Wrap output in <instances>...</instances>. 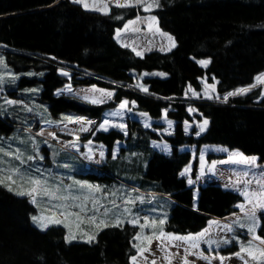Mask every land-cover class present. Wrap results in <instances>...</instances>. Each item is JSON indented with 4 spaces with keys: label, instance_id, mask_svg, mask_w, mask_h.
Wrapping results in <instances>:
<instances>
[{
    "label": "trees",
    "instance_id": "obj_1",
    "mask_svg": "<svg viewBox=\"0 0 264 264\" xmlns=\"http://www.w3.org/2000/svg\"><path fill=\"white\" fill-rule=\"evenodd\" d=\"M146 12L142 6H112L100 13L70 0H0V55L9 69L30 74L21 78L20 86H40L37 98L47 105L52 118L65 112L98 117L125 100L132 103L134 112L151 119V129L128 119L126 136L116 128L97 131L93 141L106 144L109 150L117 140L123 141L117 158L122 152H136L138 162L120 161L119 171L112 163L102 164L110 175L101 171L99 176L87 173L86 177L119 180L121 185L168 196L162 229L192 234L205 228L211 218L234 214L242 201L232 190L205 184L198 187L193 203V189L180 175L191 160L192 148L216 144L264 162V97L258 88L229 96L252 86L264 70V0H156L152 12L176 45L168 52L151 50L137 56L117 44L113 35L126 21ZM196 59H208V64L201 67ZM60 67L72 71L69 79L58 72ZM142 71H161L166 76L142 78L143 91L133 84L131 74ZM203 77L216 79L219 96L186 101L187 85L199 90ZM69 81L72 86L112 89L113 95L101 104L55 95ZM188 105L198 115L190 114ZM163 110L174 124L172 132L162 136L156 120ZM15 116L13 111L0 114V132L24 126ZM198 116L208 121L203 132L197 134L195 127L185 132L183 124ZM160 136L170 146L168 154L149 146L150 140ZM34 213L25 197L0 185V264H131L136 226L127 222L107 226L91 242H67L61 226L37 228L31 221ZM256 232L264 240L262 215Z\"/></svg>",
    "mask_w": 264,
    "mask_h": 264
},
{
    "label": "rangeland",
    "instance_id": "obj_2",
    "mask_svg": "<svg viewBox=\"0 0 264 264\" xmlns=\"http://www.w3.org/2000/svg\"><path fill=\"white\" fill-rule=\"evenodd\" d=\"M74 3L100 13H107L110 7L118 3L142 6L147 12L126 21L113 35L117 44L127 47L137 56L151 50L168 52L176 45L174 38L160 29L152 12L156 9V0H80ZM195 61L201 67L208 64L200 63L208 59ZM58 72L68 79L72 73L68 67H60ZM131 74L133 84L143 91L142 78L166 76L161 71ZM24 76L30 74L9 69L0 55V114L9 115V111H13L15 120L24 124L15 126L8 133L0 132V185L8 191L11 188V193L25 197L32 204L35 213L31 221L37 228L46 229L33 220V217H42V223L48 227H63L67 242H91L104 227L127 222L137 227L133 238L135 259H130L131 264H185V261L187 264H264V243L256 232L260 216H264V162H259L257 156L245 155L216 144H204L198 150L192 148L191 160L180 175L193 189V203L197 199L198 187L205 184H216L232 190L241 195L242 201L236 205L237 212L223 219H209L206 227L196 233H166L162 225L167 215L168 196L137 190L125 183L121 185L119 183L123 182L119 180L86 177L87 173L99 176L101 171L110 175L102 170V164L112 163L119 171L121 162L129 164L132 159L138 162L136 158L139 154L136 152H122L117 158L120 148L125 146L123 141L117 140L111 150L106 144L93 141L92 137L97 131L116 128L126 136L125 124L128 119H136L150 129L152 120L143 113L134 112L132 103L127 102L121 108L125 100L98 117L65 112L52 118L47 105L37 98L40 86L19 85ZM257 77L264 78V70L255 76L252 86L244 88L248 89L247 92L258 88L260 96L264 97V79L258 80ZM200 82L199 90L187 85L184 96L189 100L186 101L219 96L215 78L209 81L203 77ZM62 94L77 96L90 104H101L110 101L113 90L96 85L72 86L69 81L55 91V95ZM187 111L198 115L192 105L187 106ZM204 121L200 116L194 117L192 122L183 124V129L189 132L190 128L195 127L197 134H200L203 132L201 126L206 127ZM156 123L160 125L157 132L162 136L169 135L173 130L174 122L167 119L165 110ZM149 146L163 154L170 152V146L161 136L158 140H150ZM208 154L214 157L207 159ZM252 158H255L254 163L251 162ZM32 180H40L41 183L35 185L31 183ZM33 188L37 190L31 195L27 194ZM20 192L25 194H18ZM52 220H59L60 223H52ZM201 232L205 233L203 237L199 236ZM176 236L194 239H169ZM193 244L196 246L193 247Z\"/></svg>",
    "mask_w": 264,
    "mask_h": 264
},
{
    "label": "snow or ice",
    "instance_id": "obj_3",
    "mask_svg": "<svg viewBox=\"0 0 264 264\" xmlns=\"http://www.w3.org/2000/svg\"><path fill=\"white\" fill-rule=\"evenodd\" d=\"M74 2H80V0H74ZM138 2H139V0H138ZM117 6H118V7H123V6H125V5H123V4H119V3H118ZM85 7H87V5H85ZM169 39H171V38H169ZM138 54H139V53H138ZM200 63L203 64V65H206V64L208 63V61H200ZM257 79H258V80H262V79H264V78L257 77ZM247 91H248V89H246V88H242V89H239L237 93H229V95H235V94L244 93V92H247ZM109 95H111V94L109 93ZM225 99H226V98H225ZM126 103H127V102L122 103V104H121V108H123V107L125 106ZM207 123H208V121L205 120V121H204V125H207ZM203 130H204V128H203V126H201V131H203ZM251 162L254 163V162H255V158H252ZM8 179H11V177H9ZM190 182H191V181H190ZM31 183H33V184H35V185H39L41 182H40V180H32ZM11 190H12V189L9 188V191H11ZM36 190H37L36 188H33V189L31 190V192H29V193H27V194L31 195L32 192H35ZM18 194H20V195H24L25 193H24V192H20V193H18ZM45 194H48V193L45 192ZM246 194H247V193H245V195H246ZM33 202H35V198H33ZM81 211H83V209H81ZM92 219H93V222H94L95 218L93 217ZM33 220H34V221H37L38 223H40L42 228H47V227H48L47 224L42 223V221H43V218H42V217H33ZM51 222H52V223H60L59 220H52ZM101 223H103V221H101ZM161 223H163V221H161ZM205 231H206V230H205ZM204 235H205L204 232L199 233V236H200V237H203ZM254 238H255V237H254ZM169 239H176V240H184V241H187V240H191V239H194V238H193V237H190V236H187V237L176 236V237H169ZM261 242L264 243V240H262ZM192 246L195 247L196 245L193 244ZM133 259H135V257H133ZM153 264H155V262H153ZM185 264H187L186 261H185Z\"/></svg>",
    "mask_w": 264,
    "mask_h": 264
}]
</instances>
